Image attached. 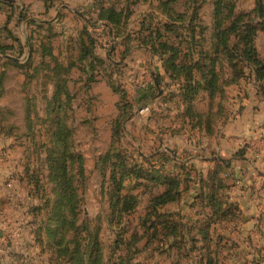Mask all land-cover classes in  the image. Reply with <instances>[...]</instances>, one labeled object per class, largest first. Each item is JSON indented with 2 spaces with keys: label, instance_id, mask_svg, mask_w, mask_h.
I'll return each mask as SVG.
<instances>
[{
  "label": "rangeland",
  "instance_id": "374dc122",
  "mask_svg": "<svg viewBox=\"0 0 264 264\" xmlns=\"http://www.w3.org/2000/svg\"><path fill=\"white\" fill-rule=\"evenodd\" d=\"M55 1L73 6L78 11V13L62 11L66 16L62 15L57 18L53 25L57 32L71 34L74 32L75 25H88L86 20L92 16L91 12L89 10L87 12L84 8L88 7L89 1L85 0L81 3L78 2L81 0ZM212 1L177 0L173 4L175 11L182 12V18L176 22L178 26L179 23L184 22L180 29L182 37L185 36L182 29H186V32L190 30L189 19L194 9L199 19L193 22L200 20L201 23L208 24L210 27L213 23ZM233 1L236 13L248 11L255 4V0ZM110 2L112 3L113 0ZM231 4L232 0L223 1L224 10L218 15L221 24L228 23L229 17H226L225 10ZM158 5V0H141L130 5L128 30L134 32L140 23H143V28L148 26L147 28L152 29L157 25L156 23L164 20L165 16ZM88 28L96 40L94 49L96 55L115 64L104 65L103 71L99 69L96 76L97 81L94 82L86 81L85 72L81 70V63H76L72 67L67 82L70 91L69 99L66 102L64 96L61 97L65 102L63 109L59 111V118L62 119L61 126L50 121L53 116L51 112L47 119L46 94L50 96L51 92L42 94L32 86V84L50 85L49 90L52 91L51 79L39 77L33 80L30 76L31 66L25 67V59L29 52L27 45L22 47L18 44V40L0 36V43L12 46L5 52H0V75L2 77L0 81V136L6 143L4 150H10L12 165H19L22 169L24 166L29 169L38 168L39 171L41 168L45 177L48 173L49 159L58 158L57 150H60L62 145L70 154L69 172L75 179L76 208L73 213L68 209L64 210L66 217H69L66 223L70 231H65L63 237L68 239L73 236L71 231L73 229L70 228L72 222L77 228L74 233L76 240L69 242L68 248L73 249L75 242L80 243L81 252H88L93 248L97 250L101 264H204L206 257L211 260L212 264H264L261 254H257L254 250L264 245V192L249 199L252 201H249L248 205L242 204V210H244L242 221L238 218L232 223L225 224L227 225L226 232L223 235L220 230L222 222H220L217 228L221 235H216L217 230L214 228L211 233L214 239L206 244L201 239L202 233L197 230V225L192 226L193 222L187 224V228H182L180 231H183L182 236H177L178 228L174 234V230L163 229L160 224H157L156 229L148 227L149 230L145 231L146 225L143 226L141 217L146 213L150 198L145 194L146 189L140 186L134 191L140 196L139 203L124 220L128 221L125 227L118 230L116 219L109 208V171L102 158L110 146L111 126L118 114L115 104L118 94L112 92L110 83L126 90L132 108L131 117L124 124L119 142L114 143L118 148L132 155H137V152L149 155L153 152L166 151L168 155L178 159H185L193 152L188 146L190 134L180 136L178 132V130H185L184 127L187 126L182 125L183 128H181V124L178 123V111L175 105L172 102L165 105L161 99L149 95L153 92L157 94L160 90L167 93L168 90L174 88L173 81L168 77L167 81L161 83V89L154 82L158 71V58L152 56L147 49L140 48L135 40L131 41V48L126 56L121 58L124 53L123 41L112 40V32L109 28L105 27L102 22H98L95 28L90 26ZM143 31L142 36L148 35L146 33L148 29ZM28 32L32 40L46 35L44 30L38 26L34 29L29 27ZM208 35L207 30L203 37L204 42L207 41ZM69 36L66 40L61 36L53 39L55 52L59 51L60 55L64 56L62 58L64 63L75 62L77 58L75 44L68 40ZM255 45L259 54L263 55L264 34L259 33ZM8 58H16L23 66L5 64ZM154 83L155 90L152 88ZM148 95L149 98H147ZM23 104L27 113L25 118H23ZM7 131L9 134L6 133ZM53 131L61 132L59 135L61 139L57 143H54L55 141L51 138ZM80 162L83 172L78 175L77 168ZM170 165L169 162L168 166ZM244 169L239 171L240 174L252 172V169ZM250 176L254 175L250 174ZM49 187L48 185L47 191ZM52 188L53 185L50 189ZM50 197H53L52 194ZM166 208L170 210V207ZM249 214H256V217L246 218ZM244 217L245 220H243ZM195 218L197 217L193 215V219ZM172 219L176 221L174 217ZM171 221V219L168 220V222ZM185 222L188 223V221ZM200 224L202 225V222ZM121 231L123 233H120ZM57 237L59 234L56 235ZM203 246L207 247L204 249ZM38 252L39 250L36 252L32 249L29 253L31 256H36ZM45 256L50 257V251L46 255L34 257L35 261L30 264H41Z\"/></svg>",
  "mask_w": 264,
  "mask_h": 264
},
{
  "label": "trees",
  "instance_id": "16d2710c",
  "mask_svg": "<svg viewBox=\"0 0 264 264\" xmlns=\"http://www.w3.org/2000/svg\"><path fill=\"white\" fill-rule=\"evenodd\" d=\"M110 1L95 0L92 11L94 18L87 19L88 25H83L77 31L76 37L70 39L77 50L75 62L64 63L58 59V56L52 54L51 38L55 34L50 28L44 36L45 40H41L39 44L41 56H48L49 62L40 60L37 65L32 66L30 59L34 49L30 37L23 45L18 43L22 47L24 45L28 47L30 57L25 67L31 66L32 79H38L41 70L47 71L43 77L51 79L52 96L46 94L45 108L47 119L51 112L53 116L50 121L54 124L62 125L59 111L63 109L65 102L61 97L64 96L66 102L69 99L68 75L76 63H81V70L85 72V79L89 82L97 81L98 71L99 69L103 71L104 65L115 64L97 56L94 51L96 40L88 26L95 28L98 22L106 23L109 31L112 32V40L123 41L124 53L121 58L129 52L132 40H135L139 46L148 48L153 55L158 57L165 74L174 83L172 90H168L164 95H162V90L158 97L165 105H169L170 102L175 105L181 128H183L182 125L195 128L204 124L210 131L213 113L199 112L195 107V101L206 93L211 108L219 98L218 111L220 113L222 111L221 102L224 99V87L238 84L248 76H252L257 94L264 100V48L263 55H260L255 45L259 33L264 34L263 0H255L252 9L240 13L235 12V4L232 0V4L225 10L226 17H229L227 24H221L218 16L224 10L223 1L225 0H213V23L210 27L208 24L201 23L200 20L193 22L199 19L194 9L189 19L191 25L189 32L182 29L185 33L184 37L180 32L181 24L184 22L179 23V26L176 23L182 18V12L175 11L173 7L177 0H158L159 9L165 19L156 23L157 25L152 29L147 28L148 26L143 28V23H140L134 32L128 30L127 27L131 11L129 6L141 0H113L112 3ZM0 2L10 9L6 18L7 22L13 15V4L9 1L3 2V0ZM30 24L35 23L30 21ZM36 26L41 27V24L38 23ZM145 29H148L146 32L148 35L142 36ZM207 30L209 35L207 41L204 42L203 37ZM11 47V45L0 43V52H5ZM6 61L8 62L5 64L23 66L13 59L8 58ZM1 78L0 75V81ZM155 80L156 85L160 86L161 78L158 73L155 75ZM156 85H152L154 90ZM46 86L43 85L45 90L41 91L42 94L48 93ZM110 88L118 94L116 102L118 114L112 122L110 146L102 158L109 171V208L116 219L118 230L125 227L128 221L124 220L136 209L140 196L134 191L141 186L146 189L145 194L150 198L146 213L141 217L143 226L146 225L145 231L149 230L148 227L156 229L157 224H160L163 229L174 230V234L178 228L177 236H182L183 231L180 232L182 228H187V224L193 222L192 226L197 225V230L202 233L201 239L208 244L214 239L211 235L214 228L217 230L216 235H221L217 225L222 222L220 230L223 235L226 232L227 225L225 224L238 220L240 212L238 206L229 201L224 193L226 186L219 176L222 166L217 165L209 170L206 178H203L197 170H195V176L192 177L191 168H187L185 162H177L166 151L153 152L149 155L137 152V155H132L118 148L114 143L119 142L124 124L131 117L132 108L124 88L115 86L113 83H110ZM149 95L157 97L154 92ZM26 116L24 106L23 118ZM6 133L9 134L8 131ZM59 135L61 132H52L51 138L55 141L54 143L61 139ZM57 151L58 158L49 159L46 177L43 176L41 168L40 171L38 168L29 169L27 166L22 169L27 179L26 182L30 186V194L35 200L29 207L32 215L29 223L33 227L35 243L39 246V255H46L48 251L51 253L50 257L45 256L41 264H101L99 254L93 248L88 252H81L79 242L74 243L73 249L68 248L69 242L76 240L74 233L77 227L73 222L70 224L73 236L68 239L63 237L65 231H70L66 223L69 217H66L64 210L68 209L71 213L75 211L76 192L75 179L69 172L70 154L66 152L64 145ZM243 152V150H238L236 155L241 156ZM169 162L170 166H168ZM77 172L78 175L83 172L81 162L78 164ZM48 185L50 187L53 185V188L49 187L47 191ZM190 188H196V190L189 193L190 197L187 198L186 192ZM51 194L53 197H50ZM183 195L186 198L183 199L182 204H179ZM166 207H170V210ZM193 215L197 218L193 219ZM173 217L176 221L172 219ZM169 219L172 221L168 222ZM57 234L59 237L56 238ZM195 238L198 239L196 236ZM203 247L205 249L207 246ZM254 250L257 254H261L264 261V245ZM204 264L212 263L206 257Z\"/></svg>",
  "mask_w": 264,
  "mask_h": 264
},
{
  "label": "crops",
  "instance_id": "0c3cea01",
  "mask_svg": "<svg viewBox=\"0 0 264 264\" xmlns=\"http://www.w3.org/2000/svg\"><path fill=\"white\" fill-rule=\"evenodd\" d=\"M83 1L85 0L78 2ZM87 1H89V4L84 10H87V12L89 10L94 18L92 8L95 0ZM3 2L7 1L3 0ZM9 2L13 4L14 12L7 22L6 18L10 9L0 2L1 38L14 37L23 45L30 37L28 28L33 27L34 29L36 24L39 23L41 24L39 28L43 29L44 33L47 34V30L50 28L55 34L51 38L52 54L62 60L64 56L60 55L59 51L55 52L54 37L61 36L66 40L70 35L68 40L75 38L77 31L84 24L81 26L75 25L74 32L71 34L57 32L53 25L57 18L62 17V15L66 16L65 12L78 13V11L73 6L61 4L55 0H14V2ZM30 21H34L35 24H30ZM103 25L109 28L106 23H103ZM41 40H45L44 36L36 40L31 39L34 49L30 59L32 66L37 65L40 60L50 61L48 56H41L39 48ZM12 43L14 44V41ZM143 48L149 51L148 48ZM29 54L28 52L25 61L29 59ZM152 56L155 55L152 54ZM13 60L19 63L16 58H13ZM158 63L157 73L160 75L162 83L167 81L168 78L159 59ZM46 72V70H41L40 77H43V73ZM5 73L7 75V71ZM245 81L247 83L244 84ZM32 86L38 89L39 92L45 90L42 84L37 86L32 84ZM49 87L50 85L46 86L48 93H50ZM159 88L162 87L159 86ZM164 93L163 90L162 95ZM160 94L161 90L155 98L161 99L158 97ZM218 101L219 98L210 108L206 93H203L195 101V107L199 112L213 113L211 129L208 131L205 125L201 124V126L195 128L187 126L184 127L185 130L178 131L180 136L186 133L190 134L188 146L193 154L185 159L171 156L177 162H185L187 168H191L192 177L195 176V170H197L203 178H206L209 170L221 165L222 170L219 176L226 186L224 193L229 201L238 206L240 220L242 221L241 217L244 213L242 204L248 205V202L252 201L249 199L260 192H264V100L257 94L252 76H248L246 79L239 81L238 84L224 87V99L221 102L222 111L220 113L218 111ZM199 104H201V107H199ZM178 123L181 124L180 121ZM3 139L0 136V264H28L35 261L34 257H39V252L36 256H31L29 253L32 249L36 252L39 250V246L34 240L33 227L29 223L32 217L29 207L35 200L30 194V186L26 182L27 179L24 177L22 168L19 165H12L10 150H4V144L6 143ZM238 150H243V155H236ZM242 168L243 170H245L244 168L252 169V172L242 175L240 174ZM230 174L231 176H229ZM250 174L254 176L251 177ZM194 185L197 187L196 184ZM195 190L196 188H190L186 192L187 198L190 197L189 193H193ZM184 198L186 197L183 195L179 204H182ZM255 217L256 214L246 216L250 219ZM243 220H245V217Z\"/></svg>",
  "mask_w": 264,
  "mask_h": 264
},
{
  "label": "water",
  "instance_id": "95a60500",
  "mask_svg": "<svg viewBox=\"0 0 264 264\" xmlns=\"http://www.w3.org/2000/svg\"><path fill=\"white\" fill-rule=\"evenodd\" d=\"M6 1H11V2H14V0H6ZM154 82L156 83V80L154 79ZM160 92V91H159Z\"/></svg>",
  "mask_w": 264,
  "mask_h": 264
},
{
  "label": "built area",
  "instance_id": "2783aa9c",
  "mask_svg": "<svg viewBox=\"0 0 264 264\" xmlns=\"http://www.w3.org/2000/svg\"><path fill=\"white\" fill-rule=\"evenodd\" d=\"M229 176H231V174Z\"/></svg>",
  "mask_w": 264,
  "mask_h": 264
}]
</instances>
